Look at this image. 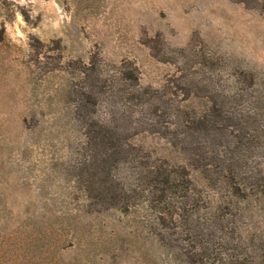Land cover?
I'll return each mask as SVG.
<instances>
[{
	"label": "rangeland",
	"instance_id": "obj_1",
	"mask_svg": "<svg viewBox=\"0 0 264 264\" xmlns=\"http://www.w3.org/2000/svg\"><path fill=\"white\" fill-rule=\"evenodd\" d=\"M0 264H264V0H0Z\"/></svg>",
	"mask_w": 264,
	"mask_h": 264
}]
</instances>
